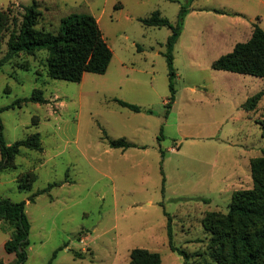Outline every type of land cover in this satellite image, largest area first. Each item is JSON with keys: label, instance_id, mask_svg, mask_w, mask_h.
Here are the masks:
<instances>
[{"label": "rangeland", "instance_id": "1", "mask_svg": "<svg viewBox=\"0 0 264 264\" xmlns=\"http://www.w3.org/2000/svg\"><path fill=\"white\" fill-rule=\"evenodd\" d=\"M32 1L0 0L9 17L0 59ZM34 1L36 28L54 33L63 17L92 14L113 56L104 73L85 72L79 82L50 78L45 51L21 52L0 65V107L36 89L48 99L0 113L7 143L38 132L42 145L21 147L14 166L0 172V198L26 201L24 264H129L135 247L159 252L161 264H186L169 246L168 216L173 244L189 253L191 264L209 261L202 219L209 211L226 213L232 193L252 187L249 161L264 149V77L215 69L212 62L248 40L254 24L264 28V0ZM182 9L173 48L175 100L166 115L171 29L141 18L158 10L176 25ZM258 91L256 108L247 111L243 103ZM109 138L135 146L114 148ZM51 183L58 184L28 200ZM11 233L0 219L3 263L15 260L4 249Z\"/></svg>", "mask_w": 264, "mask_h": 264}, {"label": "trees", "instance_id": "2", "mask_svg": "<svg viewBox=\"0 0 264 264\" xmlns=\"http://www.w3.org/2000/svg\"><path fill=\"white\" fill-rule=\"evenodd\" d=\"M22 21L17 30H13L7 40V52L0 59V65L17 56L19 53L35 55L39 51L47 52L42 60L46 74L50 78L68 81H81L85 72L104 73L112 59L113 52L103 37L96 18L90 13H71L62 18L58 32L54 33L43 28H36L38 18V4L32 1L23 6ZM184 18L183 9L179 13V20L173 25L169 19L155 10L149 17L141 18L145 25L162 26L171 29L167 38L165 52L169 67L170 96L165 103L166 115L169 113L175 100L173 48L179 37ZM8 15L0 10V37L8 25ZM212 67L243 74L264 77V28L254 24L252 34L246 41L237 42L232 51L222 54L212 62ZM263 91L249 96L243 103L247 111L254 110ZM121 106L140 112L142 108L134 103L115 99ZM28 101L46 103L48 99L41 90H34L30 97L17 98L12 104L0 107V113L15 105L21 106ZM153 113L151 109L146 110ZM262 136H264V118L259 120ZM0 117V172L13 167L15 157L21 147L42 150L40 134L38 132L7 143L3 136ZM108 143L114 148L126 149L135 146L124 138H109ZM163 155V154H162ZM252 187L238 189L232 193L229 208L226 213L209 211L202 219L205 229L210 233L206 252L209 261L203 264H264V149L262 154L250 161ZM25 177L28 178L27 175ZM34 176L30 179L33 182ZM164 180V178H163ZM23 189L29 188L22 184ZM58 183H51L47 188L37 190L28 200L34 201L35 196L48 190ZM25 200L12 201L9 198H0V219L12 227L10 237L4 242L7 253H14L15 260L0 264H24L27 259L29 245L30 223L25 212ZM168 216L169 246L173 251L183 255L186 264L189 253L173 244L171 220ZM57 250H55L53 257ZM161 254L144 247H135L130 251L129 264H161ZM45 264H51L49 260Z\"/></svg>", "mask_w": 264, "mask_h": 264}, {"label": "crops", "instance_id": "3", "mask_svg": "<svg viewBox=\"0 0 264 264\" xmlns=\"http://www.w3.org/2000/svg\"><path fill=\"white\" fill-rule=\"evenodd\" d=\"M256 157H257V156H256ZM251 159H252V158H251ZM251 159H250V161H251ZM250 161H249V162H250ZM250 168H251V167H250Z\"/></svg>", "mask_w": 264, "mask_h": 264}]
</instances>
